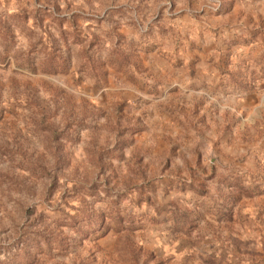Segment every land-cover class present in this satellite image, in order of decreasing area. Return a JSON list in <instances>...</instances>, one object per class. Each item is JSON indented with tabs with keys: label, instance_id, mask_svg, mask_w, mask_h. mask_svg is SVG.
<instances>
[{
	"label": "rangeland",
	"instance_id": "1",
	"mask_svg": "<svg viewBox=\"0 0 264 264\" xmlns=\"http://www.w3.org/2000/svg\"><path fill=\"white\" fill-rule=\"evenodd\" d=\"M0 264H264V0H0Z\"/></svg>",
	"mask_w": 264,
	"mask_h": 264
}]
</instances>
